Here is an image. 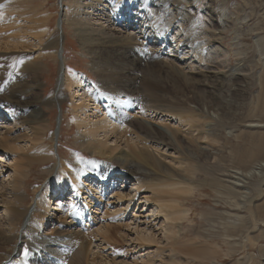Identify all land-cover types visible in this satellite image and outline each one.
Instances as JSON below:
<instances>
[{
    "label": "bare ground",
    "instance_id": "1",
    "mask_svg": "<svg viewBox=\"0 0 264 264\" xmlns=\"http://www.w3.org/2000/svg\"><path fill=\"white\" fill-rule=\"evenodd\" d=\"M4 2L5 0H0V12L6 6ZM21 2L22 0H17L18 5H22ZM58 2L61 4V11L56 22L57 36L47 42L45 46L42 47V42L37 39H34L31 44L21 43V37H17L15 32L12 34L8 31L9 36H0V49L11 48L10 51H15L14 49L22 46H41L43 49H50L55 54H60L61 57L54 93L51 95L52 97H44L38 90L42 86L40 70L44 63L42 62L45 57L43 53L40 57L35 55V58L29 57V55L18 56V59L14 62L21 69L17 73H21L19 78L16 73H12L14 71H6L7 68L13 67L11 62L13 57H10V55L16 52H10L6 55L0 52V125L3 123L5 125L0 126V168L3 166L1 160L11 157L7 165H9L12 173L11 180L6 177L3 180L0 178V242L3 244L0 264H88L90 245L93 243L92 237H95L93 229L90 230V224L95 220L93 214L102 212L98 211L100 208L94 209L95 199L100 196H103V199L106 197V192L102 189L104 190L106 188L105 184L109 182L111 184L109 183L110 186H107V194L110 193L111 196H116L119 201L124 200L126 196L135 198L137 193L138 197L141 190L137 191L131 187V190L123 193L124 187L122 188V185L131 186L135 184L136 186L139 184L138 187L141 188L144 186V188H150L153 185L152 189H156L153 190V193L144 194L140 197L141 205L150 204L147 212L150 215L149 219L154 220L157 218L156 211L160 207L161 210L157 213L162 212L173 225H178L177 231L181 233L180 223L176 222H180L187 215L183 213V207V211L180 209L181 206L179 207L180 202L184 200L183 196L180 197L179 194L176 196L174 194V192H177L175 189L170 192L167 189L154 187L171 178H176L177 174L172 173L169 170L170 166H165L160 161L155 155V150L157 151L162 146L181 153L185 158L203 156L204 159H206L209 151H206L199 144L200 142L196 140V134L193 137L192 134L189 136L190 133H188L189 137H184L179 129L172 128L169 124L162 123L165 126L162 125L161 127L151 120L145 121L136 117H129L125 110L127 108L131 109V105H122V109L116 106L115 100L120 96L125 95L136 100L135 104L137 106L154 114L153 116L158 117L160 114L163 118L169 114L185 122L188 120L192 122L189 127L195 131L198 130V124H195L194 121L201 120V117L207 118L209 122L204 123L203 126H208V128L200 129L199 133L202 135L199 136L207 134L203 137H210V140L218 136L217 127L209 126L210 122L218 119L217 121L220 124L230 123L236 118L234 112L230 109L233 104L232 100L228 98L229 94L226 93L225 96L226 89L222 90L218 84L220 79H226L228 74L230 76L235 71H232L230 67L227 70L224 69L226 67L225 63H228L230 58L229 50L221 43L222 32L225 27H208V25L201 23L197 17H193L191 13L185 11L186 6L184 4L190 3V0H58ZM66 9H69L68 14ZM4 13H0V31L3 29L4 24L2 20L3 22L10 20V17L4 18ZM41 23H44V19ZM63 25L70 27L78 36L80 46L92 54L90 60L92 68L102 84L96 85L88 79H92L91 77L86 76L79 70L67 73L62 54L65 43L62 34ZM34 35L40 37V33ZM59 50L61 51L58 52ZM141 54L146 57L147 62L144 65L148 64L149 69L145 67L138 74L134 72V66L137 63L142 64L138 57ZM234 55L236 54L234 53ZM154 57L160 58L161 61L153 67L152 63L156 62V60H153ZM7 59L10 60L9 65ZM236 68L246 70L245 66L239 65L234 69ZM5 86L7 89H4ZM63 86L69 88L71 96L81 92L83 94L82 101L90 102L91 100L104 107L106 103L103 105L102 99H105L107 103L113 104V114L109 117L115 115L119 117L120 121L127 123L129 126L128 130L122 131V135L132 133L131 131H138L151 144L145 149H134L133 146L130 147L131 145L128 144L130 146H127V150L119 151L120 148L117 149V145V147L109 148L106 146L105 141H98L99 138L96 134H94L96 135L95 138L92 137L94 140L90 137V134L93 136V132H90V130L89 133L84 131L87 135L80 136V145L90 154H98L110 159L111 162L122 168L120 172L107 162H100L97 157L88 161L82 158L70 160L69 157H62L57 141L60 137L61 121L58 120L57 128L52 131L48 140L50 122L43 107L50 106L54 102L60 104L61 88ZM191 100L196 103L195 108L187 103ZM260 107L264 110V99ZM81 113L84 112L81 111ZM106 116L108 115L106 114ZM81 118H84L83 115ZM104 123V125H107L106 122ZM115 126L111 128V132L108 128L109 134L116 131L118 127ZM76 127L79 128L78 124ZM93 127L98 126H92L91 128ZM99 127L102 128L103 124L101 123ZM79 131L82 132V130ZM101 134L103 133L101 132ZM96 137L98 138L97 141ZM244 137H246V134L243 130L234 135V138L239 140ZM250 140L251 146L248 144L249 148H245V145L242 147V144L229 143L226 140L225 146L229 147L232 154L235 155L238 165L232 167L233 170L228 169L229 173L226 174V179H215L218 183L213 184L217 187L215 189L216 194L225 195L223 197L226 200H228L227 198L232 199V196L229 195L230 191L231 193L237 192L244 198L250 197V202L253 201L252 197L254 195L257 196V199L264 198V188L251 190L246 184L248 179L252 177L262 180L260 178L264 176V157H260L264 153V139L260 140L252 137ZM48 141H51V143ZM152 145H155L157 149L149 150ZM260 146H262V150L256 157L254 151ZM52 160L55 161V164L53 162L54 165H50L49 170L46 171V174L49 175L45 177V181H41L40 184H35V186L31 185L32 192L30 193L33 194L34 202L30 204L27 200L26 189L30 169L35 166V163L40 165ZM57 160H59V165ZM246 160H254V162L249 166H241L240 164ZM188 166H191L189 162ZM199 185L200 183L195 185L196 190L199 189ZM42 192H45L49 198L45 205L42 204ZM56 192L57 195H55ZM183 193L189 192L184 189ZM54 195L57 198L55 203L52 202ZM166 198L173 200V205L159 204ZM80 199L82 202H80ZM263 204L264 200L259 205L264 206ZM250 206L251 203L248 204L249 211H251ZM109 216L111 215L109 214ZM228 223L232 225L231 218H228ZM85 225L88 226V229H86L90 232H85ZM170 229L168 228L167 231ZM171 232H173V229L168 231V237L173 234ZM227 232L225 233L227 234ZM101 234L103 238L104 236H112L109 227L103 229ZM153 234L147 237H142L141 234L139 238L142 237L143 242L153 241L154 243L157 240L154 241L156 236L154 238ZM229 235H231V238H227ZM229 235L226 236L229 240L224 239L223 242H226V245L232 248L235 245L232 239L233 233L231 232ZM223 236L225 235L223 234ZM112 237L114 238V236ZM206 247L205 250L200 248V250L191 249L185 251V253L188 257L198 260L214 261L213 259L216 256L211 254L214 251L209 252L211 249L207 251ZM261 255L263 256L261 264H264V245L261 249ZM109 256L112 262L110 264H131L125 259L118 260V257H113L110 253Z\"/></svg>",
    "mask_w": 264,
    "mask_h": 264
},
{
    "label": "rangeland",
    "instance_id": "2",
    "mask_svg": "<svg viewBox=\"0 0 264 264\" xmlns=\"http://www.w3.org/2000/svg\"><path fill=\"white\" fill-rule=\"evenodd\" d=\"M190 1V3L184 4L186 6L185 11H187L189 14L191 13L193 17H197L201 23H203L204 25H208V27L211 28L225 27L222 32L221 43L229 50L230 58L228 63H225L226 67L224 69L227 70L228 67H230V69L232 68V71L235 70L236 72L233 71L232 73V71H230L232 74H230V76L228 74V77L226 79H220L218 81V84L220 85L222 90L226 89L227 92H224L225 96L226 93L229 94L228 98L232 100L233 104V107L230 106L232 107L230 109L234 112L236 118L230 123L220 124V122L217 121L218 119H215L214 122H210L209 126L217 127L218 133L217 137H213L210 140V137H203L207 136V134L199 136L202 135L199 133L200 129L208 128V126H203L204 123L209 122L207 118L201 117V120L198 119L194 121L196 122L195 124H198V130L195 131L193 128L189 127L192 122L188 120H186L185 122L183 120H180L178 117L169 114L164 116L163 118L160 114L158 115V117L153 116L154 114H151L149 111L144 110V108L141 109L140 106H137L135 104V102H137L136 100L130 99L125 95L120 96L117 100H115L116 106L120 109H122L124 105H131V109L127 108L125 110V113L129 117H136L145 121L151 120L156 124L158 123L157 125L161 127L162 125H164L162 123L169 124L170 127L179 129L184 137H189L191 136V134L194 137V135L196 134V140L200 142L199 144L203 148H205L206 151H209V153L206 159H204L203 156H199L198 158H185V156L181 153L175 152L171 149L169 150V148L166 147L160 146L157 149L155 145H152L149 148V150L157 149V151L155 150V155L165 166H170L169 170L172 173L177 174L176 178H171L164 183H160L161 185L154 184L156 185L154 187L167 189L170 192L175 189V191L181 193L180 194L173 191L176 196L178 194V196L180 197L183 196L184 200L180 202L181 204H179V207L181 206V211H183V207V213L187 215L186 217H183L180 222H176L178 224L180 223L179 228H182L181 233L177 231L178 225H173L171 221L165 218L162 212L157 213L161 210L160 207H158V211H156V216L158 214L157 218L154 220L149 219L150 215L147 212L149 210L150 204L141 205L142 202L140 200V197L144 194L149 195L153 193V190L155 189H152L153 185L150 188H144V186V189L138 187L140 185L137 183L136 186L135 184L131 186L122 185L121 187H124L123 193H127L132 188H135L137 191L139 189L141 190L139 191L140 195L138 197L137 193L135 198L126 196L124 200L122 199L119 201L117 200L116 196H111L110 193L107 194V186L109 187L111 183L105 184L106 188L104 190L102 189V191L106 192V197H104L103 199V196H100L99 198L95 199L96 206L94 205V209L100 208L98 209V211L102 212L98 214L94 213L93 217L95 220H93L94 222L90 224V230L93 229L92 231L95 232V237H92L93 243L91 242L92 244L90 245L91 250L87 259L89 261L88 264L112 263L109 253L113 257H118V260L125 259L131 264H261L263 261L261 249L264 245V221H262L261 219L264 220V206L260 205L262 204L264 198L257 199V196L254 195V197H252L253 201L250 202V197L244 198L239 193H231V191L229 190V195L232 196V199L226 197L229 200L228 201L223 197L225 195L222 196L220 194H216L215 189L217 187H215L213 184L218 183L215 179H226V174L229 173V170H233L232 167H236V165H238L235 155L232 154L229 147L225 146L226 140L229 143H238L239 145L242 144V147L245 145V148H249V146H251L250 139H252V137L260 140H262V138L264 139V110L260 107V104L264 99V0ZM21 3L22 5H18L17 0H5L4 4L6 6L2 12H5L3 14L4 18L10 17V20L8 22H3L2 20V23L4 24L3 29L0 31V36H7L9 34L8 31H10L12 34L15 32L17 37H21V43L31 44L34 39H37L42 42V47L45 46V44L51 39H55L58 32L56 22L61 11V4L58 2V0H22ZM66 12L68 14L69 9H66ZM33 19L36 20L32 21ZM43 19L44 23H41ZM35 33H40V37H36L34 35ZM62 34L65 41L62 53L64 56L63 62L65 64L67 73H71L74 70H79L86 76L91 77L93 80L90 78L88 79L98 85L100 83V78L98 77L96 72L93 71L90 61L92 59V54L89 53V51H87L85 48L80 46L78 36L71 30L70 27L68 28L67 25H63ZM42 47L22 46L18 49H14L15 51H10L12 49L7 48L4 50L0 49V52H2L3 55H6L10 52H16L13 53V55H10V57H13V60H11L13 67L7 68L6 70L10 72L14 71L12 72L13 74H17L21 71L20 67L14 62L18 59V56L23 57L29 55V57L32 56L33 58H35V55H38V57H40V55H42L43 53L45 57L44 61L42 62L44 63L40 70L42 86L41 89L38 90L44 97H52L51 95L54 93V87L60 69L59 66L61 57L60 54H55L54 51L46 48L43 49ZM60 51L61 50H59L58 52ZM234 53L236 55H234ZM138 57L139 60H141L142 64L137 63L134 66V72L138 73L145 67L146 69H149L147 66L148 64L144 65V63L147 62L144 54L138 55ZM153 60H156V62L152 63L153 67L161 61V59L157 57H154ZM9 64L10 60H8V65ZM239 65L245 66L246 70H238L237 68V70L234 69ZM17 75L19 78L21 77V73ZM4 89H7V87L5 86ZM68 89L69 88L65 86L61 88L62 97L60 99V104L58 102H54L50 106L43 107L50 122V128L47 138L48 140L49 135L57 128L58 120L61 121L59 133L60 137L57 141L59 142L58 148L60 150V153L62 154V157H69L70 160L82 158L86 161L97 157L100 162H107L108 164L112 165V167H116L120 172L122 171V168L117 164L111 162L110 159L98 154H90L83 146H81L79 143L80 136L87 135L85 132L89 133L90 130V132H93V136H91L90 134L91 138L97 135L99 139L96 137V141L97 139L98 141H105L107 143L106 146L109 148L118 146L117 149L120 148L119 151L127 150V146L130 145V147L133 146L134 149H145V147L151 144L150 142L146 141V138H144L143 134L138 131H131L132 133L129 132L125 135H122V131L128 130L129 126L127 125V123L120 121L119 117L115 115H112L115 119L114 121L113 117H109L111 116V114H113V104H109L105 101V99H102V104L104 105L106 103V106L104 105V107L106 108H104L103 106L101 107V105L96 104L91 100L90 102L82 101L83 94H81V92H79L78 94L75 93L74 96H71V91H69ZM191 101H188L187 103L195 108L196 103ZM117 102L119 103L118 105ZM94 103L97 105V107H95L96 105ZM75 107H77L78 109H76ZM237 108L240 110H238ZM107 109H109L110 112ZM102 110H104V112H102ZM81 111H83L86 115L84 113L82 114ZM138 111L140 112L138 113ZM101 112L103 113V115ZM104 113H106L108 116H106V114ZM82 115L84 117L83 119L81 118ZM104 122H106L107 125H104ZM101 123L103 124V129L99 127ZM114 123L115 125L117 124L116 126L118 128H116V131L114 133L109 134V131H112L111 128L115 126ZM77 124L79 128L76 127ZM82 126H84V130ZM92 126H98L99 128H91ZM108 128L110 129L109 131ZM79 130H82V132ZM100 130L103 134H101ZM242 130L244 134H246V137L240 140L234 138V135ZM48 142L51 143V141ZM132 144H134L135 146ZM261 150L262 146L258 147L254 151L256 157H258V154ZM116 152H118V150H116ZM70 157H72L73 159ZM260 157H264V153L261 154ZM10 159L11 157H6L1 160V165L3 166H1L0 168V178L2 180L6 178H9L11 180L12 173L9 169V165H7L9 164ZM53 162L55 164V161L53 160L40 165L39 163H35V166L30 169L26 184L27 200L30 204L34 202L33 194L30 193L32 192L31 185L35 186V184L38 185L41 183V181H45V177L49 175L46 174V171L49 170L50 165H54ZM188 162L191 166H188ZM252 162H254V160H246L240 165L249 166L250 164H252ZM57 163L59 165V160H57ZM44 166H46V168H44ZM258 179L259 178L254 177L248 179V182L246 184L250 187L251 190H254L255 188L261 190L264 188V176L260 178L262 180ZM197 183H200L198 190H196L197 187L195 188V185ZM184 189L188 190L189 193H183ZM57 194L58 193L56 192L55 195ZM55 195L52 197V202L54 203L57 199L55 198ZM41 198L43 205H45V203L49 200L45 192H42ZM137 200L139 201V203ZM107 201L110 203H108ZM80 202H82L81 199ZM173 202L174 201L170 198H166V200H164L162 203L159 202V204H166L167 206H169L173 205ZM250 203L251 211H249L248 208V204ZM144 206L148 208L146 209V207ZM104 213L108 215H105ZM109 214L111 216H109ZM228 218H231L232 225L228 223ZM150 221H153V223H151ZM168 221L170 222V224ZM86 225L85 232L87 233L90 231L87 230L88 226ZM107 227H109L111 235L114 236V238L112 236H104V238L101 236V232ZM168 228H171L168 231H171L173 229V232H171L173 234L169 233L172 238L167 236ZM137 230H139L140 232ZM224 231L227 232L228 235L231 232L233 233L232 239L235 242V245L232 246V248H230L229 245H226V242H223L224 239L229 240L227 238H231V235H229L230 237L227 236ZM176 232L178 233V235ZM146 233L149 235H147ZM152 233H154V238L156 236V238L154 239V241L157 240L156 242H143L141 240L143 236L147 237ZM143 234H145L146 236ZM223 234L225 236H223ZM140 235L142 236L141 238H139ZM164 235L166 236V238ZM222 236L225 238H223ZM2 247L3 244L0 242V254L2 252ZM205 247L207 248V251L211 249L209 252L214 251L213 253H211L216 256L213 259L214 261L210 262L207 260H198L188 257L185 253V251L187 252L191 249L205 250ZM178 248L180 249L178 250Z\"/></svg>",
    "mask_w": 264,
    "mask_h": 264
}]
</instances>
